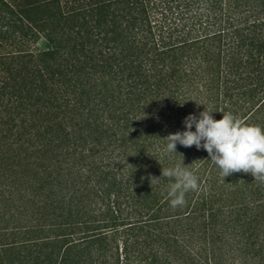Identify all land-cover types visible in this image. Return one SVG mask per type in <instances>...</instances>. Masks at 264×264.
<instances>
[{"label": "trees", "instance_id": "trees-1", "mask_svg": "<svg viewBox=\"0 0 264 264\" xmlns=\"http://www.w3.org/2000/svg\"><path fill=\"white\" fill-rule=\"evenodd\" d=\"M205 108L264 128V0H0V264H264V182L164 151Z\"/></svg>", "mask_w": 264, "mask_h": 264}, {"label": "clouds", "instance_id": "clouds-1", "mask_svg": "<svg viewBox=\"0 0 264 264\" xmlns=\"http://www.w3.org/2000/svg\"><path fill=\"white\" fill-rule=\"evenodd\" d=\"M212 113L205 108L198 117L193 114L185 117V130L169 133L164 138L167 141L164 151L177 152L178 143L184 147L203 148L224 178L243 172L264 182V128L249 124L231 112H222L220 119H215ZM161 175L174 180L168 193L173 208L183 206L185 194L198 189L197 175L183 160L173 167L162 168Z\"/></svg>", "mask_w": 264, "mask_h": 264}]
</instances>
